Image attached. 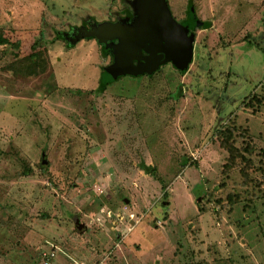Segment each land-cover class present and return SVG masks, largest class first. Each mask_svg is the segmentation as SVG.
<instances>
[{
  "label": "rangeland",
  "instance_id": "374dc122",
  "mask_svg": "<svg viewBox=\"0 0 264 264\" xmlns=\"http://www.w3.org/2000/svg\"><path fill=\"white\" fill-rule=\"evenodd\" d=\"M166 1L201 23L188 67L105 79L126 40L87 33L151 21L148 0H0V29L21 41L0 47V264L52 249V264H264V0ZM36 43L39 75L8 69ZM233 122L253 147L248 184L224 174Z\"/></svg>",
  "mask_w": 264,
  "mask_h": 264
},
{
  "label": "water",
  "instance_id": "95a60500",
  "mask_svg": "<svg viewBox=\"0 0 264 264\" xmlns=\"http://www.w3.org/2000/svg\"><path fill=\"white\" fill-rule=\"evenodd\" d=\"M144 8L148 16L151 17V21L148 25V29H150L149 32L151 34H156V37L151 36L147 41L141 44L133 39L134 37L144 38V34H146L144 32L141 33L142 31L139 30L138 27L124 32L123 30L125 28L121 24V26H114V24L108 26L112 28H108L110 31L108 35H106V41L117 39V37H123L125 40L129 41L128 45L122 46L120 43L118 45H113L114 51L118 53L116 55V60L119 66L108 69L107 77L110 79H116L120 76L150 75L157 71L161 65L168 62H171L173 66L179 70H185L193 60L196 37L194 33L190 34V31L197 27V21L193 14H189V21L187 23L180 25L176 19L173 18L164 0H148ZM142 10L144 11V9ZM93 32L94 31L88 35L102 39L98 32ZM139 46L148 53L147 57L142 56V50ZM134 56L140 63L134 64L132 58ZM125 202L127 204L129 203L128 200ZM64 211L66 217L72 221L76 233L78 235L85 233L87 227L85 224L81 223L79 215L66 210Z\"/></svg>",
  "mask_w": 264,
  "mask_h": 264
},
{
  "label": "trees",
  "instance_id": "16d2710c",
  "mask_svg": "<svg viewBox=\"0 0 264 264\" xmlns=\"http://www.w3.org/2000/svg\"><path fill=\"white\" fill-rule=\"evenodd\" d=\"M191 13L197 21V27L196 29H194V31H196L201 23L196 18L195 11L192 10ZM5 46L15 47L19 49L21 46V41L13 43L6 37L4 31L0 29V47ZM32 47L34 53L31 56L16 61L14 64H10L9 66L7 65L8 69L15 70V73H20L24 76L39 75V72L43 71L44 67H46L45 64L47 62V59L43 60L41 53L36 50L37 43ZM257 103L262 104L263 101H261V99H259L256 94H253L251 97H248L244 100L243 106H245L247 109L250 108L253 110L256 109L255 106L257 105ZM237 136H240L243 139L247 136V131L241 129L240 127H237L234 122L218 132V140L220 142V146L228 154V162L225 165L224 174L226 176H229L230 173L239 168V172L244 177V182L248 184L249 182H253L254 180L249 173V170L253 168V162L250 158V156L253 155V147H250L249 144L245 145V143L241 147H238ZM144 169L147 174L152 176V178L162 183V180L158 178L157 170L154 167H144ZM163 189L165 190V187H163ZM165 197H167V195H165ZM237 199V196L235 198L234 196H229L230 202H235L237 201Z\"/></svg>",
  "mask_w": 264,
  "mask_h": 264
},
{
  "label": "flooded vegetation",
  "instance_id": "af4514ba",
  "mask_svg": "<svg viewBox=\"0 0 264 264\" xmlns=\"http://www.w3.org/2000/svg\"><path fill=\"white\" fill-rule=\"evenodd\" d=\"M142 25H140L138 28H139V30H141L142 32L141 33H146V34H144V38H141V37H134L133 39L135 40V41H138L139 43H143V42H145V41H147V39L148 38H150L151 36H154V37H156V34H151L150 32H149V30L150 29H148V25H149V23H150V21H145V20H143L142 22ZM185 23H187V22H185ZM184 24V23H183ZM182 24V25H183ZM101 28L102 29H104L105 28V30L103 31V33H102V31H100L101 30ZM100 28V30H97V29H95L97 32H98V34L100 35V37H102V39H103V41L104 42H106V35H108V33H109V29L107 28V27H101ZM154 28V27H153ZM152 28V29H153ZM193 31L194 30H191L190 31V34L191 33H193ZM91 32L89 31L88 33H87V35L88 34H90ZM94 33V32H93ZM105 37V38H104ZM108 37V36H107ZM196 37V36H195ZM93 38H96V37H94L93 36ZM117 40V39H116ZM108 42L110 41V40H107ZM118 41V40H117ZM119 44V43H118ZM117 44V45H118ZM122 46H124V45H128L129 44V41L128 40H126V41H123L122 43H120ZM140 47V46H139ZM138 47V48H139ZM141 48V47H140ZM139 48V49H140ZM141 54H142V56L143 57H147L148 56V53L145 51V49H143V48H141ZM133 52H134V50H133ZM118 54V53H117ZM116 54V55H117ZM133 58V60H134V64H138V63H140V61L138 60V59H136V57L134 56V57H132ZM171 63V62H170ZM167 64H169V62L168 63H165V65H167ZM172 64V63H171ZM164 65V64H163ZM164 65V66H165ZM173 65V64H172ZM119 65H114L113 67H118ZM162 66V65H161ZM163 67V66H162ZM110 69V68H109ZM147 75V74H146ZM104 77H105V79L107 78V76H106V73H105V75H104ZM108 79V78H107ZM48 162L45 160V156H43V161H42V165H46Z\"/></svg>",
  "mask_w": 264,
  "mask_h": 264
},
{
  "label": "built area",
  "instance_id": "2783aa9c",
  "mask_svg": "<svg viewBox=\"0 0 264 264\" xmlns=\"http://www.w3.org/2000/svg\"><path fill=\"white\" fill-rule=\"evenodd\" d=\"M56 252H58V251L52 249V250H50V253L45 254V261H44V264H52L51 260H52V259H55ZM78 264H79V263H78Z\"/></svg>",
  "mask_w": 264,
  "mask_h": 264
},
{
  "label": "crops",
  "instance_id": "0c3cea01",
  "mask_svg": "<svg viewBox=\"0 0 264 264\" xmlns=\"http://www.w3.org/2000/svg\"><path fill=\"white\" fill-rule=\"evenodd\" d=\"M165 1V3L167 4V6H168V8H169V10H170V12H171V14H172V10H171V8L169 7V4H168V2L166 1V0H164ZM191 11L192 10H189L188 11V16H189V14L191 13ZM196 15V14H195ZM172 16H173V14H172ZM173 18H174V16H173ZM175 19V18H174ZM188 19H189V17H188ZM177 21V20H176ZM189 21V20H188ZM178 22V21H177ZM183 24V23H182ZM103 25H106V24H103ZM181 25V24H180ZM103 27V26H102Z\"/></svg>",
  "mask_w": 264,
  "mask_h": 264
}]
</instances>
